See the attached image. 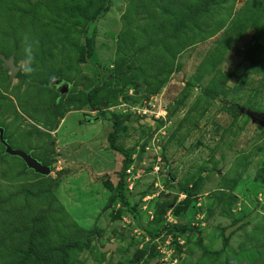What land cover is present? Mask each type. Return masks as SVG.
Segmentation results:
<instances>
[{"label": "rangeland", "instance_id": "rangeland-1", "mask_svg": "<svg viewBox=\"0 0 264 264\" xmlns=\"http://www.w3.org/2000/svg\"><path fill=\"white\" fill-rule=\"evenodd\" d=\"M149 2L110 0L85 56L101 0H0V54L34 55L12 81L0 59V127L51 168L0 142V188L23 193L0 212V264H264V128L241 112L264 114L263 1L217 0L192 30Z\"/></svg>", "mask_w": 264, "mask_h": 264}, {"label": "trees", "instance_id": "trees-1", "mask_svg": "<svg viewBox=\"0 0 264 264\" xmlns=\"http://www.w3.org/2000/svg\"><path fill=\"white\" fill-rule=\"evenodd\" d=\"M263 1V7H264V0ZM102 2V6L101 8L98 10V12L92 17L90 18V20H88V24L84 27L83 29V35H84V51L83 54L85 56L88 55V46H89V39L86 36V32H87V27L89 25V23H94L97 21V19L103 14L105 13L109 6H110V0H101ZM151 2H155L157 3L156 5H160L162 6V2H165V8L168 10V15H172L173 11V5L177 6L178 8V13L176 15V17L178 19H180L181 24H179V27L181 30H192L194 28H199L202 24V21L207 19L210 16V13L212 11L213 6L217 3V0H150L149 3ZM173 3V4H172ZM263 7H260L259 5L256 4V12L260 11L263 9ZM262 15H264V9L262 11ZM256 21H258L259 19H261V16H257L256 18H254ZM169 24H173V20L169 19L168 22ZM166 24H163L160 29L162 27H164ZM253 50L254 49H250L248 51V54H252V57L255 58V55L253 54ZM98 70H99V76H100V85L89 91L88 92V105L92 106V102L95 98L96 93L103 87L106 78L103 75V68L100 65H96ZM27 83L29 85H40L39 82H35L29 78H25ZM210 92H212V90H210ZM6 139V138H5ZM116 140V133L114 132L111 136V145L113 146L114 141ZM2 144V143H1ZM114 150H118L117 148H113ZM1 162V161H0ZM125 166L123 167L122 173H124L125 171ZM122 185V184H121ZM27 196H24L25 199H29V198H39L42 199V201L47 200L49 197L46 196V194H40V195H34L30 192L26 193ZM23 196V193L21 191L16 192V193H10L8 196H6L4 189L0 188V212L2 213H7L9 212V210L12 208H14L16 206V203L18 200H20V198ZM53 207L51 206V204H49L48 208L46 209V211H50L52 210ZM21 216H18L17 218L19 220H21L20 218ZM179 231V232H186L189 230L195 231L194 228L189 227L188 225H184V226H174L173 228L170 229V231ZM196 232V231H195ZM162 233V231L160 232V234H155L154 237H158L160 236ZM197 233V232H196ZM201 242V239H200ZM228 245V239L226 237L225 234H223V248L220 251H211L209 249L204 248L205 253L207 255H214V256H219L223 253L225 247ZM3 246V241L0 238V254H1V248ZM76 247V245L73 242H70V244H67L65 246H63L61 248V258L63 260V262H67L68 258H69V251L74 250Z\"/></svg>", "mask_w": 264, "mask_h": 264}, {"label": "water", "instance_id": "water-1", "mask_svg": "<svg viewBox=\"0 0 264 264\" xmlns=\"http://www.w3.org/2000/svg\"><path fill=\"white\" fill-rule=\"evenodd\" d=\"M0 59L4 62V69L11 71L10 81L16 78L17 74L19 73L18 66L15 62V57L11 56L10 58H6L5 55L0 54ZM62 95L67 93L66 84L62 87L57 89ZM242 114L248 116L253 123L260 125L264 128V114H257L250 110L241 109ZM0 142L5 147V153L12 157H18L22 159L27 168L33 170L35 173L40 174L42 176H49L51 174V168L45 166L36 158H34L31 154H28L20 149L13 148L8 141L5 139V129L0 127ZM100 252L106 254L110 251H116L117 245L108 243L104 247L101 245L98 246ZM156 264V263H153Z\"/></svg>", "mask_w": 264, "mask_h": 264}, {"label": "clouds", "instance_id": "clouds-1", "mask_svg": "<svg viewBox=\"0 0 264 264\" xmlns=\"http://www.w3.org/2000/svg\"><path fill=\"white\" fill-rule=\"evenodd\" d=\"M32 63H34V55L31 50L26 49L25 56L23 60L19 63L18 69L30 74L33 71L31 67Z\"/></svg>", "mask_w": 264, "mask_h": 264}, {"label": "built area", "instance_id": "built-area-1", "mask_svg": "<svg viewBox=\"0 0 264 264\" xmlns=\"http://www.w3.org/2000/svg\"><path fill=\"white\" fill-rule=\"evenodd\" d=\"M158 171H159V168H158ZM127 173H128V174H131V170H128Z\"/></svg>", "mask_w": 264, "mask_h": 264}]
</instances>
